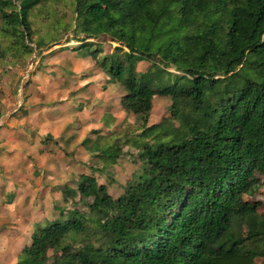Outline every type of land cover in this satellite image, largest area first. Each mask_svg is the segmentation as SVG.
<instances>
[{
	"label": "trees",
	"instance_id": "16d2710c",
	"mask_svg": "<svg viewBox=\"0 0 264 264\" xmlns=\"http://www.w3.org/2000/svg\"><path fill=\"white\" fill-rule=\"evenodd\" d=\"M40 3L0 0L12 55L34 52L30 14ZM74 5L75 31L85 36L79 49L96 57L102 47L88 40L116 44L101 67L123 90V109L141 122L135 139L114 134L101 155L115 162L133 141L143 174L117 198L93 174L81 175L79 200L64 186L74 207L36 223L17 264H49L50 251L51 264H264L261 247L241 250L232 228L264 235V215L244 200L264 176V0ZM143 61L150 67L140 72ZM156 95L171 99V117L149 126ZM81 235L76 252L64 244Z\"/></svg>",
	"mask_w": 264,
	"mask_h": 264
},
{
	"label": "rangeland",
	"instance_id": "374dc122",
	"mask_svg": "<svg viewBox=\"0 0 264 264\" xmlns=\"http://www.w3.org/2000/svg\"><path fill=\"white\" fill-rule=\"evenodd\" d=\"M74 9V0H41V3L30 14L33 43L29 45L34 49L31 55L17 54L14 56L6 50L13 39L2 33L4 23L0 18V179H4L6 185V189L0 195L4 196L5 201H11L12 195H6L11 192L8 190L9 184L15 185L14 190L20 189L21 197L18 196L13 200L12 209L6 210L13 215H20L23 212L26 216L27 211L28 217L35 216L37 210L42 207L40 211L47 217L45 219L50 220L59 217L61 208L74 207L72 199L68 201L61 199L57 201V205L55 201L53 209L51 205L39 206V202L31 196L34 189L39 194L40 190L45 187L43 185L48 186L55 181L53 177L51 181L50 177L53 175L46 170V167L53 166L57 171L61 170L63 160L68 161L73 156L72 152L66 151L67 147L62 149L67 145V142H64L67 137L65 134L61 139L56 138L58 133L51 135L53 141H48L46 146L50 147L51 142H54L52 146L56 151H50L45 156H43L44 151H39L45 150L46 147L40 138L36 140L35 132L42 131V123L47 122L44 117L50 120L51 124L55 125L57 122V127L61 132H66L65 126L76 120L81 122V127L85 124H93L95 128L93 130H99L96 128L102 127L99 120L103 115L110 112L116 115L119 112L117 111L120 105L119 97L124 92L117 83L113 84L111 79L108 80L104 76L106 73L99 66L104 56L101 59L97 56L100 61L97 60L95 63L80 59L85 56L94 59L95 56L93 53L87 55L89 52L84 49L79 50L80 45L84 44L85 36H80L75 31ZM88 41H94L98 48L102 47L103 55L111 53L116 46L115 43H110L109 37ZM149 67L150 63L143 61L139 63L137 69L143 72ZM104 83L106 86L103 85ZM58 104H63L64 108H58ZM171 106L170 98L156 95L153 98V109L148 125L152 126L165 118H170ZM46 107H51L50 111L49 108L43 110ZM52 112H57L53 116L54 119L49 117ZM58 119L62 120L57 121ZM140 128L141 122L136 115L130 113L127 117V124L112 134H108L106 130L102 132L107 134L95 131L96 134L99 133L95 145L101 146L100 150L103 149L104 144L108 143V139H111L114 134L122 136L126 133L129 138L135 139L141 132ZM91 132H87L81 141ZM45 135L42 137L44 142L47 141ZM84 149L81 148V154L83 156L87 154L88 158L86 161L81 157V173L93 174L99 183H105L107 180L110 185L109 193L114 198H117L123 189L125 190L127 182L131 184L138 179V175L143 174L144 165L139 155L140 150L134 147L133 141L121 149L124 151H121L123 155L120 159L126 161L128 166L121 172L123 178L118 187L114 186L117 184L115 183L116 167L114 166L117 160L112 162L109 158H104L102 153L100 155L91 153L90 155L89 152L92 151L89 149L94 148L85 147ZM98 157H101L100 163ZM95 158L97 162L93 163ZM55 175L59 176V173L56 172ZM77 176V173L69 174L65 180L71 182ZM66 185L67 183L54 185V196L58 195L60 186L63 188ZM255 188V194L244 196V200L250 206H255L257 212L263 216L264 176H260V184ZM32 201L36 204L31 203ZM4 204L8 203L4 202ZM80 207L83 212H88L86 206L81 205ZM1 212L5 213L0 210ZM0 216V222H4L0 225V233L9 235V231H14L17 224H14L12 220L6 221L4 214ZM232 228L240 235L241 250L246 252L251 250L253 245H258L264 252V235L249 238L247 226L244 224H233ZM27 237L30 243V235L28 234ZM84 239L85 236L81 235L78 242L69 238L64 240V244L71 245L73 252H76ZM49 256V264H51L57 254L50 251ZM17 258L14 246L9 247L0 242V264H15ZM255 262L262 264V259L257 258Z\"/></svg>",
	"mask_w": 264,
	"mask_h": 264
},
{
	"label": "crops",
	"instance_id": "0c3cea01",
	"mask_svg": "<svg viewBox=\"0 0 264 264\" xmlns=\"http://www.w3.org/2000/svg\"><path fill=\"white\" fill-rule=\"evenodd\" d=\"M84 51H85V49H84ZM88 54H90V53H87V55ZM103 56L105 57V55H103V54H99L98 55V57H100V59ZM80 59H84L87 62H94V63L98 60L97 56L94 59H90L87 56L82 57ZM103 60H104V58L102 59V61L98 60V61H100L99 62L100 63L99 66L100 67L102 65ZM104 76L108 80L111 79L110 76H108L107 74L104 75ZM107 83L108 82H106V84ZM87 85H90V84H87ZM103 85L106 86L105 83ZM122 96L123 95H121V97ZM121 97H119L120 105H119V108L117 109V111H119V112L116 115L112 114V112H110V113H108L106 115H103V117H101V119L99 120V124L102 127L101 128H96V129H99V130H93V129H95L93 124H89V125L85 124V125H83L81 127V122L76 120L74 123L67 124L65 126L66 127V132H63V131L61 132V131H59V128L57 127V122H56L55 125L53 123L51 124L50 120H48L46 117L43 116L44 119L47 120V122L45 121V123H42V131L41 132L40 131H36L35 133L37 134L36 140L40 138L42 143L46 147V149L45 150L41 149L39 151H44L45 152L43 156L48 155V153L50 151H56V150H54V147L52 146V144H54V142H51V146L50 147H49V145L46 146L48 144V141L52 140L51 135L58 133V136L56 138L61 139L64 136V134H65L67 137L65 138L64 142L65 143L67 142V145L64 146L63 142H61V144L64 146V147H62V149L64 150L65 147H67V149L68 150L70 149V150L69 151L66 150V151L67 152H72L73 156L68 161L63 160V165L61 166V170L57 171L53 166H50L49 168L46 167V170L51 172V175H53V176L50 177L51 181L53 180L52 177L54 178L55 181L53 183H50L48 186H46V184L43 185L45 187H43L40 190L39 194H38V192L35 189L32 191L31 196L35 197L36 201L39 202V206L51 205V208L52 207L54 208L53 203H55V201H56L55 205H57V201H60L61 199H63V201H64L65 197L63 196V193H62V186H60L61 187L60 191L57 192L58 195H56V196H54V189H53L54 185H60V184H63V183H67L69 188L75 190V192H76L75 193L76 200L80 197V195L77 194V190H76L78 182H79V179H80L82 174L90 175L89 172H82L81 173V157L84 158L85 160H86V158H88L87 154L84 155V156L81 154V148H83V149L85 147L94 148L93 150L89 149V150L92 151V152L88 151L90 153V155H91V153L94 154V155H100L102 149L100 150L99 148L101 146L97 147L95 145L96 139H97V135L99 133L96 134L95 131H99L100 133H105V132H102V131L106 130L108 132V134H112L114 131H117L119 128H122V127H124L127 124V117L129 116L130 113H127V112L122 110L123 107H122V104H121ZM62 105L63 104H58V106H59L58 108L63 109L64 106H62ZM47 108H49V111H50L51 107L43 108V110H46ZM55 114H57V112H52L49 117H52L54 119L53 116ZM60 120H62V119H58L57 121H60ZM87 132H91L90 135H88L87 137H85L81 141L82 137ZM105 134H107V133H105ZM44 135L46 136V140H47L45 142L42 139V137ZM56 142H58L57 139H56ZM123 146L127 147V145H123ZM123 146H122V149H123ZM122 151H124V150H122ZM91 158H94V156H91ZM120 158L117 159L116 165H114L116 167L115 183H117L114 186H118L119 183H122L123 176L121 175V172H123L126 169V167L128 166V163L126 161L121 160ZM64 159H67V158L64 157ZM83 162L86 163L85 161H83ZM96 162H97V159L95 158V161L93 163H96ZM98 162L99 163L101 162V157H98ZM56 172L59 173V176L55 175ZM78 172H80V173H78ZM73 173H77V175H78L75 179H72L71 182L68 181V180H65L66 177L69 176V174L72 175ZM57 177H58V179H57ZM6 179H8V178H6ZM4 181H5L4 179H0V183H1L0 184V190H1L0 193L1 194H2V191H4V189H6L5 188L6 185H5ZM12 181H14V180H12ZM127 184H130V182H127ZM127 184L125 186H127ZM14 187H15L14 184H11V185L9 184L8 190H10L11 192L6 194V195H10V194L12 195L11 201H5L3 199L4 196L0 195V210L5 212V213L1 212L0 215L4 214L6 216V218H7L6 221L12 220L14 222V224H17V226H16V229L14 231H9V235L4 234V233H0V242H1V244L4 243L6 246H9V247L10 246H14L15 247V251H16L17 257H18L17 258L18 260H17V262H15V264H17L20 260H23V257L21 255H22V252H23L24 248L30 246V244H31V236H32V233L34 232L35 224L40 222V221H42V220H44L47 217H45L44 213L42 211H40L42 209V207H40V209L37 210L35 216H31V217L27 216L28 215L27 211H26V216L23 215V212L20 215H13L12 213L10 214V213L6 212L7 209L8 210L12 209V204L11 203L14 202L13 200L16 199L18 196H19V198L21 197L20 189L14 190L13 189ZM109 191H110V188H109ZM4 202L8 203V204H4ZM31 203H35V202L32 201ZM0 219H1V216H0ZM3 221H5V220H3ZM31 223H32V225H31ZM3 224H4V222H0V225H3ZM28 234L30 235V243H29V240H28V237H27Z\"/></svg>",
	"mask_w": 264,
	"mask_h": 264
}]
</instances>
